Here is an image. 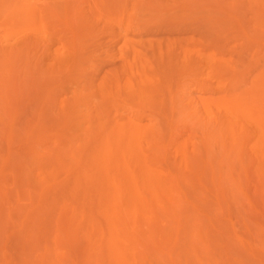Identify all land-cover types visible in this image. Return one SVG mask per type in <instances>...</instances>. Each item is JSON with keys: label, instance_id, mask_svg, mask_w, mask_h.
Listing matches in <instances>:
<instances>
[{"label": "rangeland", "instance_id": "rangeland-1", "mask_svg": "<svg viewBox=\"0 0 264 264\" xmlns=\"http://www.w3.org/2000/svg\"><path fill=\"white\" fill-rule=\"evenodd\" d=\"M229 94L264 112V0H0V264H264V146Z\"/></svg>", "mask_w": 264, "mask_h": 264}, {"label": "bare ground", "instance_id": "bare-ground-1", "mask_svg": "<svg viewBox=\"0 0 264 264\" xmlns=\"http://www.w3.org/2000/svg\"><path fill=\"white\" fill-rule=\"evenodd\" d=\"M136 79V83L138 82ZM140 81V80H139ZM142 81V80H141ZM138 91L139 94H137L138 97L144 96V94L147 92V89L143 83L141 85L143 87H140V82H138ZM136 85V84H135ZM137 88V87H136ZM137 90V89H136ZM137 91V92H138ZM103 95L106 97V99H109L110 95L104 94L105 91L102 90ZM246 97V98H245ZM247 96L244 94L242 95H236V94H229L228 97H223L220 101L222 102L223 106L225 107L228 117L225 119V122H230V117L232 118L236 113L240 114L245 121L250 124L252 128V132L255 136V139L259 145L264 146V112H262L259 109V106L256 105L255 107L250 105V101L247 100ZM123 129V128H122ZM114 136L112 134L111 136V142H109V146L105 149L107 160L113 161L115 159H118L120 157V141L121 138L125 135V131L122 130ZM113 138V139H112ZM138 162V159H135ZM111 164V163H108ZM139 169H146L145 167L142 168L141 164L139 165ZM142 173L144 175H147V171L143 170ZM131 188V187H130ZM132 189V188H131ZM119 196V195H118ZM117 196V193L114 192V194L111 196L110 199V205L108 211H105L106 218H108L107 221V228H108V235H109V241L115 246L118 247L120 243V235L121 231L120 229L123 227L125 220H126V214L125 208L128 205L126 204L128 201L126 199L119 198ZM129 207L128 209H130ZM136 208V207H135ZM92 216V213L88 217L84 219V224L86 228V232L88 236L90 234H95L98 231V228H101V231H103V228L98 222V220L94 219ZM102 239L107 241V233L102 232ZM91 240V239H90ZM111 257L114 259V264H123L122 259L126 256V252L122 249H118L114 252H110Z\"/></svg>", "mask_w": 264, "mask_h": 264}]
</instances>
